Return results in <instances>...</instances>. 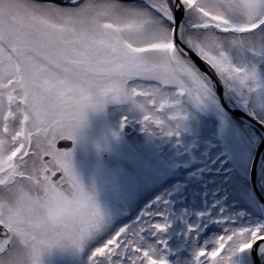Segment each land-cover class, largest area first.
<instances>
[{
  "label": "snow or ice",
  "instance_id": "snow-or-ice-1",
  "mask_svg": "<svg viewBox=\"0 0 264 264\" xmlns=\"http://www.w3.org/2000/svg\"><path fill=\"white\" fill-rule=\"evenodd\" d=\"M178 8L193 32H178ZM247 57L264 58V0H0V264H42L66 246L88 248V264H169L144 229L110 226L73 145L108 104L169 135L218 82L264 106ZM224 225L193 264H264V224Z\"/></svg>",
  "mask_w": 264,
  "mask_h": 264
},
{
  "label": "rangeland",
  "instance_id": "rangeland-1",
  "mask_svg": "<svg viewBox=\"0 0 264 264\" xmlns=\"http://www.w3.org/2000/svg\"><path fill=\"white\" fill-rule=\"evenodd\" d=\"M181 12L180 33L193 32L196 18ZM245 63L264 80V58L247 57ZM222 85L232 106L264 125V106ZM184 110L186 119L169 135L155 127L146 131L143 115L127 105L108 104L89 111L73 145L75 172L110 226L144 229L169 264H193L195 250L213 247L225 234V220L264 224V206L250 186L255 129L227 113L214 89L206 106L185 104ZM124 125L133 128L132 136L123 134ZM258 176L264 190V162ZM156 223L167 231L154 234ZM89 256L88 248H54L44 252L42 264H88Z\"/></svg>",
  "mask_w": 264,
  "mask_h": 264
},
{
  "label": "water",
  "instance_id": "water-1",
  "mask_svg": "<svg viewBox=\"0 0 264 264\" xmlns=\"http://www.w3.org/2000/svg\"><path fill=\"white\" fill-rule=\"evenodd\" d=\"M178 12H180V18L178 20V23L175 25L177 27L178 32H180L181 26H182V20H183V15L181 12V9H177ZM214 91L216 92L220 104L223 107L225 111H227L230 115L233 117L240 119L244 121L247 124L253 125L256 128H258L262 133H263V140L258 146L252 163H251V168H250V186L252 189V192L256 196V198L259 200V202L264 206V194L261 193V190L258 185V168L261 162V156L264 151V126L258 122L256 119L251 117L250 115L246 114L245 112L239 110L238 108L234 106H230L226 102V93L225 90L220 82L216 84V86L213 88ZM124 135L127 137H130L133 135V128L130 125H125L123 128ZM106 159V158H105ZM254 264V262H253Z\"/></svg>",
  "mask_w": 264,
  "mask_h": 264
},
{
  "label": "trees",
  "instance_id": "trees-1",
  "mask_svg": "<svg viewBox=\"0 0 264 264\" xmlns=\"http://www.w3.org/2000/svg\"><path fill=\"white\" fill-rule=\"evenodd\" d=\"M226 101H227V103H229V100L228 99H226ZM241 122V121H240ZM126 123H128V122H125L124 124H126ZM123 124V123H122ZM122 128V127H121ZM254 129H255V131H256V133L258 134L257 136H258V138H257V145H256V147H258V145L260 144V142H261V140H262V138H263V134L257 129V128H255V127H253ZM255 150H256V148H255ZM262 162H264V153H263V156H262ZM261 165H262V163L260 164V166H259V169H258V174H259V171H260V167H261ZM258 185H259V188H260V190H261V193L262 194H264V190L261 188V186H260V183H259V176H258ZM253 194V193H252ZM255 197V196H254ZM257 201L259 202V200L257 199ZM260 203V202H259ZM261 204V203H260ZM262 205V204H261ZM124 222H122V224H123ZM115 229V228H114ZM52 250V249H51ZM51 250H46L45 252H49V251H51Z\"/></svg>",
  "mask_w": 264,
  "mask_h": 264
}]
</instances>
